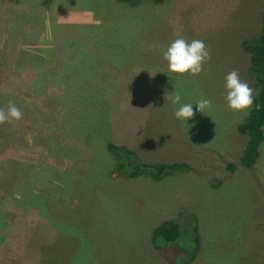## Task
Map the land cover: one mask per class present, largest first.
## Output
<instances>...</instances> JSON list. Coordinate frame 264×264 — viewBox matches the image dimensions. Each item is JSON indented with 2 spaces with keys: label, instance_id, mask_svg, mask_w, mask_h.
<instances>
[{
  "label": "rangeland",
  "instance_id": "374dc122",
  "mask_svg": "<svg viewBox=\"0 0 264 264\" xmlns=\"http://www.w3.org/2000/svg\"><path fill=\"white\" fill-rule=\"evenodd\" d=\"M0 2V108L12 101L23 113L0 125V191L22 207L32 194L61 211L79 205L93 217L82 225L107 216L115 260L89 240L81 246H99L81 264H264V142L256 163L241 167L237 127L250 110H230L224 89L232 70L254 89L241 43L259 33L264 0H42L41 31L17 40L6 14L14 2ZM178 36L210 49L198 76L168 71L162 53ZM18 50L27 55L18 60ZM33 62L42 70L25 69ZM176 91L194 111L201 97L212 101L188 130L166 96ZM110 140L137 147L145 162L186 168L161 180L118 176ZM168 220L177 235L152 241L150 226Z\"/></svg>",
  "mask_w": 264,
  "mask_h": 264
},
{
  "label": "trees",
  "instance_id": "16d2710c",
  "mask_svg": "<svg viewBox=\"0 0 264 264\" xmlns=\"http://www.w3.org/2000/svg\"><path fill=\"white\" fill-rule=\"evenodd\" d=\"M7 1L14 2L13 6L6 11L8 17H14V40L23 37L30 31L35 35L41 31V18L47 10V7H43L42 0ZM117 1L133 7L142 2L160 4L164 0ZM1 4L2 2H0ZM38 16L41 18L39 19ZM54 27L57 30L62 29L63 26L54 25ZM241 45L249 54V74L254 81L255 89L253 106L244 122L237 127V131L246 136L245 148L239 159V164L243 168H250L256 163L259 157V146L264 142V12L261 17L259 33L255 37L243 40ZM121 46H123L122 43L114 49L124 48ZM72 53L73 50H70L67 55ZM19 55L26 56L27 52L19 51L16 54L18 60H20ZM83 56L88 55L85 53ZM74 62L77 65L78 61ZM50 64H54V61H51ZM19 67L20 64L17 68ZM24 67L26 70H42L40 62H33L32 66L30 65L28 68ZM2 137L3 133L0 130V140L5 143L7 140ZM106 149L115 158L113 173L122 177L135 178L146 175L153 180H161L163 177L186 168V165L182 163L152 164L145 162L134 151L112 143H108ZM227 168L229 171H234L235 166L228 165ZM72 189L74 188L72 187ZM78 206L61 211L58 206L32 194L26 205L22 207L15 199L11 198V193L9 196L6 192L0 191V264H81L83 258L85 259L98 248V245L92 247L93 241L100 244L99 239L96 238L100 233L94 229L103 224L98 223L107 222L110 225V222L108 218L107 221L104 220L107 216L104 218L94 216V219L86 221L89 223L88 225H82L83 217L89 216V219L93 217L86 213L79 214ZM90 224L94 226H90ZM177 224L174 220L163 222L153 232V241L155 238H163L166 241L173 240V236H170L168 231L177 235ZM89 240L93 241L87 246H81Z\"/></svg>",
  "mask_w": 264,
  "mask_h": 264
},
{
  "label": "clouds",
  "instance_id": "9594fccd",
  "mask_svg": "<svg viewBox=\"0 0 264 264\" xmlns=\"http://www.w3.org/2000/svg\"><path fill=\"white\" fill-rule=\"evenodd\" d=\"M167 62L168 71L179 76L185 74L198 76L204 71V65L211 59L210 49L201 39L188 41L183 36L174 39L162 53ZM225 101L228 108L235 112H247L254 103V89L240 78L237 70L228 72L224 78ZM173 104H179L174 112V117L184 123L194 117L196 112L204 113L212 107V101L201 97L195 103V111L192 103H181V95L178 91L167 94ZM22 111L14 102L9 101L6 107L0 108V125L10 121H20ZM186 125V123H185ZM194 125H186L187 130Z\"/></svg>",
  "mask_w": 264,
  "mask_h": 264
},
{
  "label": "crops",
  "instance_id": "0c3cea01",
  "mask_svg": "<svg viewBox=\"0 0 264 264\" xmlns=\"http://www.w3.org/2000/svg\"><path fill=\"white\" fill-rule=\"evenodd\" d=\"M161 4V3H160ZM157 5H159V4H156V6ZM261 7L263 8L264 7V3L261 5ZM157 8V7H156ZM263 10H262V12H261V14H259V17H260V19H261V17H262V14H263ZM141 16V15H140ZM141 18H143L142 16H141ZM154 18H155V22L154 23H158V15L156 14V15H154ZM146 22H148V21H146ZM153 23V22H152ZM260 24H261V20H260ZM260 27V26H259ZM156 27H155V24H154V29H155ZM151 29V28H150ZM254 31H256L255 29H253L252 30V32H250V34L251 35H253L255 32ZM157 32L155 31H153V35L150 37V38H155V34H156ZM257 33H258V30H257ZM139 34V35H138ZM137 34V36L139 37L140 36V38H142L141 37V31H139V33ZM251 35H249V36H251ZM257 35V34H256ZM248 36V37H249ZM136 37V36H135ZM255 37V36H254ZM251 38V37H250ZM249 39V38H248ZM136 51V50H135ZM137 52L138 53H136V54H142L141 52H142V48H139V49H137ZM103 54H105V53H100V55H103ZM110 143H112V144H114V141L112 142L111 140H110ZM114 145H116V144H114ZM118 146H123V147H126L127 149H129V150H132V151H134L135 153L136 152H138V149H137V147H134V146H126V143H121V144H117ZM142 160H143V158L138 154V153H136ZM259 158V157H258ZM167 162H165V163H171V161H168V160H166ZM97 229H94L95 231H97V232H99L100 234H99V236L98 237H96L97 239H99V242L100 243H104L105 245H100L101 246V248H103L104 247V249H105V253L108 255V257L110 258V259H112V261H114L115 260V249H114V237H115V234H114V228L115 227H113V226H111V225H99V226H97L96 227ZM158 228V226L157 227H155V226H150V231L152 230V233H151V239H152V241H153V237H154V234H153V232L156 230ZM112 233V234H111ZM112 242V243H111ZM99 246V245H98Z\"/></svg>",
  "mask_w": 264,
  "mask_h": 264
}]
</instances>
